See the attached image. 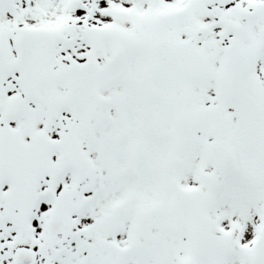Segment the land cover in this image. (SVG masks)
I'll list each match as a JSON object with an SVG mask.
<instances>
[{"label": "snow or ice", "instance_id": "1", "mask_svg": "<svg viewBox=\"0 0 264 264\" xmlns=\"http://www.w3.org/2000/svg\"><path fill=\"white\" fill-rule=\"evenodd\" d=\"M0 264H264V0H0Z\"/></svg>", "mask_w": 264, "mask_h": 264}]
</instances>
